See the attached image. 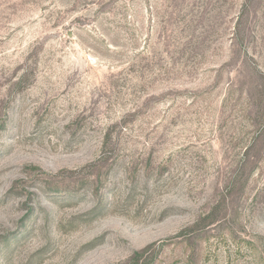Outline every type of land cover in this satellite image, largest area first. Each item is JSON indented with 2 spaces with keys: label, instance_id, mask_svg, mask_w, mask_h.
<instances>
[{
  "label": "rangeland",
  "instance_id": "374dc122",
  "mask_svg": "<svg viewBox=\"0 0 264 264\" xmlns=\"http://www.w3.org/2000/svg\"><path fill=\"white\" fill-rule=\"evenodd\" d=\"M262 84L264 0H0V264H264Z\"/></svg>",
  "mask_w": 264,
  "mask_h": 264
},
{
  "label": "trees",
  "instance_id": "16d2710c",
  "mask_svg": "<svg viewBox=\"0 0 264 264\" xmlns=\"http://www.w3.org/2000/svg\"><path fill=\"white\" fill-rule=\"evenodd\" d=\"M236 29V28H235ZM262 78V77H261ZM261 89L258 93L261 96H264V84L261 85ZM258 110H261L258 112ZM264 108L260 103L256 106L255 117H258V120H252L249 123V131L252 136L248 144L244 146V152L242 154V160L245 161L250 157L254 156L257 160H261L264 155V119H263ZM262 118V120L260 119ZM238 177V176H237Z\"/></svg>",
  "mask_w": 264,
  "mask_h": 264
}]
</instances>
